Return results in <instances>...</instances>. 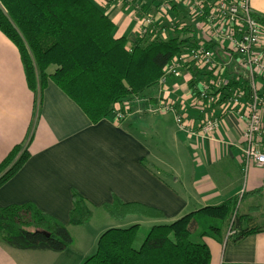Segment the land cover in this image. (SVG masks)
<instances>
[{
	"label": "crops",
	"instance_id": "obj_1",
	"mask_svg": "<svg viewBox=\"0 0 264 264\" xmlns=\"http://www.w3.org/2000/svg\"><path fill=\"white\" fill-rule=\"evenodd\" d=\"M93 1L115 24L116 38L124 37L130 43L137 38L139 4L148 5V0ZM250 5L258 18H264V0H250ZM172 17L181 22L177 16ZM192 26L195 27L193 23ZM217 55L222 73L245 84V74L236 60L220 51ZM256 82L264 101V79ZM192 86L189 77L182 73L168 81L160 92L162 96L158 85L155 89L159 96L156 98L181 105L194 134L178 128L171 113L152 111L158 101L155 90L145 100L116 107L126 114L137 104L149 113L143 118L120 122L108 117L93 124L52 81L34 93L25 79L17 47L0 32V162L32 134L29 159L0 186V208L32 204L64 224L72 238V244L59 253L19 250L0 240V264H81L95 252L99 237L111 228H119L120 222L126 223V228L134 224H170L232 197L238 198L244 210L240 214L247 219L244 227L260 231L235 244L204 238L210 251L209 264H264V167L252 165L246 173L243 171L245 121L238 118L236 111L225 109V99L220 102L224 106H214L219 120L217 130L208 138L201 135L196 127V110L189 106L194 97ZM261 116L264 128V109ZM148 130L159 139L166 132V141L160 139L166 143V155L159 156L146 143L154 138ZM258 149L264 153V134L259 138ZM73 191L92 209V218L84 226L69 225ZM113 197L158 209L163 218L136 222L137 217L131 216L114 221L101 208ZM101 211L98 214H105L100 215L101 225L92 228L95 213Z\"/></svg>",
	"mask_w": 264,
	"mask_h": 264
},
{
	"label": "trees",
	"instance_id": "obj_2",
	"mask_svg": "<svg viewBox=\"0 0 264 264\" xmlns=\"http://www.w3.org/2000/svg\"><path fill=\"white\" fill-rule=\"evenodd\" d=\"M160 3L148 0V5L139 4L138 13H150L153 4L155 11ZM171 14L179 21L186 17L178 6L172 7ZM258 19L264 24V18ZM173 24L165 26L164 22L169 29L166 39L159 34L145 35L130 43L115 37V24L93 0H0V32L17 47L28 87L36 93L52 81L93 124L113 118L121 104L145 100L172 57L196 43L192 37L181 38L193 31L191 26L175 20ZM231 83L235 87L238 80ZM31 137L0 162V186L29 159ZM237 205L238 199L232 197L170 224L154 225L138 248L132 244L139 225L111 228L99 237L95 253L81 264H209L208 246L192 241L191 236L235 244L260 231L244 227L247 219L237 213ZM101 208L117 222L131 216L163 218L158 209L125 203L117 197ZM91 218L90 204L73 191L69 225L84 226ZM0 240L19 250L53 253L72 244L67 227L32 204L0 208Z\"/></svg>",
	"mask_w": 264,
	"mask_h": 264
},
{
	"label": "built area",
	"instance_id": "obj_3",
	"mask_svg": "<svg viewBox=\"0 0 264 264\" xmlns=\"http://www.w3.org/2000/svg\"><path fill=\"white\" fill-rule=\"evenodd\" d=\"M173 6L183 9L192 20L195 25L192 40L196 43L172 57L157 81L158 88L165 89L170 79L182 73L195 80V84L192 83L194 97L189 106L195 108L196 127L206 138L211 137L219 125L214 106H224L221 103L226 100L225 109L236 111L238 118L245 121L242 132L245 145L241 151L243 171L246 173L252 165L264 167V153L258 149L259 138L264 134L261 116L264 101L259 92L260 84L256 82V79H264V24L253 12L250 0H162L155 11L138 15V36L159 34L166 39L169 29L165 26L174 27ZM218 51L236 60L245 74V84L238 81L233 87L231 82L235 78L222 73ZM152 111L171 113L178 128L195 133L185 111L174 101L160 98ZM124 116L121 111L113 113L115 121Z\"/></svg>",
	"mask_w": 264,
	"mask_h": 264
},
{
	"label": "rangeland",
	"instance_id": "obj_4",
	"mask_svg": "<svg viewBox=\"0 0 264 264\" xmlns=\"http://www.w3.org/2000/svg\"><path fill=\"white\" fill-rule=\"evenodd\" d=\"M172 18H174V17H172ZM174 20H177V19H174ZM136 23H137V20H136ZM180 23L183 24V26H191V28H193V26H192V20L189 17H181V22ZM137 31H138V27H137ZM194 31H195L194 28H193V31L190 29L189 32L187 33V35H181V38L184 39L185 37H190V39H191L192 35H194ZM187 76L189 77V74ZM189 81H190V83H195V80L193 78H191V79L189 78ZM156 85H157V83H156ZM156 91H157V89H155V93L152 92L151 94L153 96V93H154L155 99L159 100L158 98H156V96H158V92L160 93V92H162L164 90L162 88H161V90L158 88V92L157 93H156ZM162 94L163 93H160L161 96H162ZM136 102H138V101H136ZM145 114H149V113L148 112H144L142 110V108L137 107V104H134L133 107L130 108V111H128L125 114V116L123 117V119H126V118L127 119L128 118H130V119H136V118H141V117L143 118V116ZM169 117L170 116H168L167 118L169 119V121H171L170 118H172L173 116L170 117V118ZM123 119H121V120H123ZM113 120H114V118H113ZM118 121H120V120H118ZM167 125H165V126H167ZM148 133H151V132L148 130ZM151 135H153V137H154L151 140V143H150V141H146V143L147 144H150L149 146L152 147L154 149V152L156 154H158L159 156L166 155L167 152H166V148L164 146L166 143L162 141V140L166 141V138H167L166 137V132H164V134L161 136L160 139H162V140H160L159 138H155L154 134H152V133H151ZM242 212H244V210L242 209V207L239 205V202H238V205H237V213L242 214ZM98 213H103V211L96 212L95 213L96 218L94 219V224H93L92 228L94 227V225H96V227L97 226H100L101 225V216L100 215H105V214H98ZM103 217H107V216H103ZM134 219L136 220V222H138L139 220H142V219H139V218L138 219L137 218H134ZM110 223L115 224V225L117 224L116 222H113V221H111ZM120 224H121V226L119 228H126L125 227L126 223L120 222ZM151 226L152 225L147 226L146 224H142L141 227H138V231L136 233L135 239H134L133 244H132L133 248H138V246L141 244L143 238H145L147 232L151 228ZM128 227H130V226H128ZM190 239L192 241H199V242L201 241V242H204L203 239L198 238V236H196V235L191 236ZM94 253L95 252L91 253L90 255H88V257L92 256Z\"/></svg>",
	"mask_w": 264,
	"mask_h": 264
}]
</instances>
